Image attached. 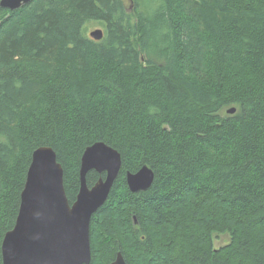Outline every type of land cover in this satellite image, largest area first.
<instances>
[{"label": "trees", "instance_id": "trees-1", "mask_svg": "<svg viewBox=\"0 0 264 264\" xmlns=\"http://www.w3.org/2000/svg\"><path fill=\"white\" fill-rule=\"evenodd\" d=\"M148 3L0 7V246L33 150L55 151L72 203L81 154L102 141L121 168L92 215L88 264L118 251L127 264H264V0ZM143 164L153 182L131 192L125 174ZM218 234L229 241L215 248Z\"/></svg>", "mask_w": 264, "mask_h": 264}, {"label": "water", "instance_id": "water-1", "mask_svg": "<svg viewBox=\"0 0 264 264\" xmlns=\"http://www.w3.org/2000/svg\"><path fill=\"white\" fill-rule=\"evenodd\" d=\"M30 1L0 0V7L15 10ZM89 35L99 40L103 32L97 28ZM235 111V107L227 109L229 114ZM120 168L116 149L102 141L88 145L79 164L78 191L69 203L55 151L49 146L33 150L15 223L2 239L3 264H88L92 213L108 198ZM91 170L104 177L89 187L86 175ZM153 179L147 164L126 177L131 192L147 190ZM120 254L111 264H127Z\"/></svg>", "mask_w": 264, "mask_h": 264}, {"label": "rangeland", "instance_id": "rangeland-1", "mask_svg": "<svg viewBox=\"0 0 264 264\" xmlns=\"http://www.w3.org/2000/svg\"><path fill=\"white\" fill-rule=\"evenodd\" d=\"M135 1H137V0H135ZM138 2H139V6L138 7H136V3L132 4L131 11L134 10V9H137L140 14H144V12L152 11V6L151 7H147L149 5L148 0H138ZM127 8H128V5H127ZM96 27L100 28L99 25H96L95 23L94 24H87V33H88L89 30H91L93 28H96ZM233 106L234 105L225 106L220 111L221 115H229V113L227 112V109L230 108V107H233ZM106 214H107V212H106ZM212 240L214 242L215 248H219V247L223 246L224 244H226L229 241V236H228V234H218V235H215L212 238Z\"/></svg>", "mask_w": 264, "mask_h": 264}, {"label": "bare ground", "instance_id": "bare-ground-1", "mask_svg": "<svg viewBox=\"0 0 264 264\" xmlns=\"http://www.w3.org/2000/svg\"><path fill=\"white\" fill-rule=\"evenodd\" d=\"M129 2H130V7H129V9H131V6H132V0H129ZM27 4V3H26ZM98 27H96V28H93V29H91L90 31H92V30H94V29H97ZM99 29H101V28H99ZM102 30V29H101ZM89 31V32H90ZM103 32V31H102ZM89 34V33H88ZM89 37L91 38V39H93L90 35H89ZM93 40H95V39H93ZM100 40V39H99ZM87 147V146H86ZM85 147V148H86ZM111 147V146H110ZM85 150V149H84ZM84 150H83V152H84ZM83 152H82V154H81V157H82V155H83ZM81 157H80V161H81ZM57 159V158H56ZM127 173H130V174H133L134 172H126V174H125V180H126V177H127ZM101 174V173H100ZM102 177V176H101ZM104 177V176H103ZM126 184H127V187H128V189L130 190V187H129V185H128V183H127V180H126ZM24 186V185H23ZM23 189V188H22ZM22 191V190H21ZM21 193V192H20ZM75 200V199H74ZM106 201V200H105ZM105 201L103 202V204L105 203ZM20 204V203H19ZM102 204V205H103ZM102 205H100L95 211H93V213H92V215L102 206ZM19 210V209H18ZM132 221H133V226H135L136 224H137V220H136V218H135V216H133L132 217ZM12 229V228H11ZM10 229V230H11ZM9 231V230H8ZM5 235V234H4ZM4 237V236H3ZM3 239V238H2ZM1 243H2V241H1ZM0 250H1V246H0ZM119 252V251H118ZM117 252V253H118ZM116 253V254H117ZM121 253V252H120ZM91 255V254H90ZM121 255V257H122V259L124 260V258H123V256H122V254H120ZM1 258H2V264H3V255H2V252H1ZM116 259H117V255H115V258L109 263V264H111V263H113V262H115L116 261ZM124 262H125V260H124ZM126 263V262H125Z\"/></svg>", "mask_w": 264, "mask_h": 264}]
</instances>
